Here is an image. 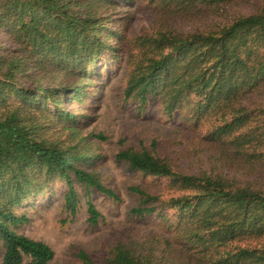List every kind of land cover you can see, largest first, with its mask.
Listing matches in <instances>:
<instances>
[{
    "label": "trees",
    "instance_id": "1",
    "mask_svg": "<svg viewBox=\"0 0 264 264\" xmlns=\"http://www.w3.org/2000/svg\"><path fill=\"white\" fill-rule=\"evenodd\" d=\"M144 7L149 27L129 34ZM101 60L124 70L123 100L176 126L179 163L156 139L116 152L171 192L130 184L128 214L147 230L126 228L99 258L79 251L80 264H264V0H0V264L53 259L19 228L55 183L70 217L81 189L91 226V193L119 198L90 142L105 137L74 109Z\"/></svg>",
    "mask_w": 264,
    "mask_h": 264
},
{
    "label": "rangeland",
    "instance_id": "2",
    "mask_svg": "<svg viewBox=\"0 0 264 264\" xmlns=\"http://www.w3.org/2000/svg\"><path fill=\"white\" fill-rule=\"evenodd\" d=\"M152 19L149 7L137 11L130 23L129 34L147 30ZM102 64L101 60L97 68H102ZM104 67L95 78V85L89 88L85 102L75 105L74 109L86 115L82 120L83 133L105 137L90 138V142L103 155L102 182L115 190L119 198L114 201L101 193H91L90 199L101 215L95 226L87 222L86 200L81 189L78 190L80 206L73 217L63 207L64 186L61 183H55L52 189H48V194L37 195L35 200L29 202V221L19 228V232L42 240L53 249L54 257L49 264H80L79 251L99 258L114 242L116 235L126 228L138 226L140 233L145 232L147 228L144 222L138 224L128 214V209L134 205V198L127 189L130 184L151 185L154 188L152 192L162 191L165 195L171 192L166 180L143 179L139 174L128 171L123 163L117 162L115 154L120 148L140 143L148 146L152 139H156L160 155H168L179 163L174 150L177 146L174 142L180 141L176 126L162 116L156 105L149 104L139 109L134 101L123 100L124 70L111 68L107 64ZM63 103L73 107L66 97ZM180 165L183 166V163ZM1 256L0 247V262Z\"/></svg>",
    "mask_w": 264,
    "mask_h": 264
}]
</instances>
